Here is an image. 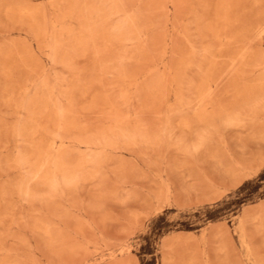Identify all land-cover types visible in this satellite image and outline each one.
Here are the masks:
<instances>
[{"label":"rangeland","instance_id":"374dc122","mask_svg":"<svg viewBox=\"0 0 264 264\" xmlns=\"http://www.w3.org/2000/svg\"><path fill=\"white\" fill-rule=\"evenodd\" d=\"M263 158L264 0H0V264H264Z\"/></svg>","mask_w":264,"mask_h":264},{"label":"crops","instance_id":"0c3cea01","mask_svg":"<svg viewBox=\"0 0 264 264\" xmlns=\"http://www.w3.org/2000/svg\"><path fill=\"white\" fill-rule=\"evenodd\" d=\"M264 162V158H263V161H262V163ZM241 178H239V179H235L234 181L236 182V183H239V182H241ZM214 197V196H213ZM211 199V198H210ZM216 234V232L214 233V235ZM179 241V240H178ZM169 243H172V242H168L167 244H169Z\"/></svg>","mask_w":264,"mask_h":264},{"label":"bare ground","instance_id":"6f19581e","mask_svg":"<svg viewBox=\"0 0 264 264\" xmlns=\"http://www.w3.org/2000/svg\"><path fill=\"white\" fill-rule=\"evenodd\" d=\"M258 37V36H257ZM226 78V77H225ZM66 136V135H65Z\"/></svg>","mask_w":264,"mask_h":264}]
</instances>
